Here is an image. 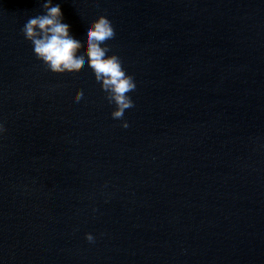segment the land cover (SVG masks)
I'll return each mask as SVG.
<instances>
[{
	"label": "water",
	"instance_id": "water-1",
	"mask_svg": "<svg viewBox=\"0 0 264 264\" xmlns=\"http://www.w3.org/2000/svg\"><path fill=\"white\" fill-rule=\"evenodd\" d=\"M56 2L81 40L110 18L134 105L36 58L43 0H0V264H264V0Z\"/></svg>",
	"mask_w": 264,
	"mask_h": 264
},
{
	"label": "clouds",
	"instance_id": "clouds-1",
	"mask_svg": "<svg viewBox=\"0 0 264 264\" xmlns=\"http://www.w3.org/2000/svg\"><path fill=\"white\" fill-rule=\"evenodd\" d=\"M43 11L29 17L22 27L26 40L32 45L36 58L54 73L78 70L85 62L106 93L107 100L114 105L111 116L121 119L125 110L134 105L129 95L136 88L134 77L123 67L122 61L115 52L109 53L105 41L115 35V28L105 14L98 15L83 25V40L70 31V24L64 19L61 3L56 0H43ZM83 89H77L72 96L74 102L83 97ZM122 127L129 126L122 120ZM5 126L0 122V133ZM85 238L92 242L95 237L91 232Z\"/></svg>",
	"mask_w": 264,
	"mask_h": 264
}]
</instances>
